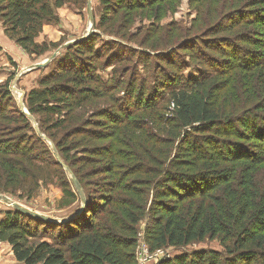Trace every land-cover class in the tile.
<instances>
[{
	"label": "trees",
	"instance_id": "trees-1",
	"mask_svg": "<svg viewBox=\"0 0 264 264\" xmlns=\"http://www.w3.org/2000/svg\"><path fill=\"white\" fill-rule=\"evenodd\" d=\"M71 1L0 0V18L22 49L40 56L45 52L36 38L42 26L59 22L56 11ZM178 3L102 0L98 26L106 28L116 17L119 41L103 45L98 58L96 42L102 37L94 33L56 59L54 73L25 96L40 133L14 102L10 82L0 87V154L16 147V155L45 163L34 156L49 144L45 135L81 190L73 193L65 181L62 186L73 202L85 203L82 214L80 208L61 223L8 211L0 220V243L11 247L17 262L137 264L138 226L149 216L151 251L207 239H218L225 248V255L204 250L159 264H264V0H191L197 12L191 28L173 22L162 36L154 26L139 35L130 31L144 10L162 20ZM124 39L148 53L127 52ZM102 59L105 66H129L104 84L89 62ZM158 63L171 73L154 71ZM139 65L145 78L133 74ZM193 66L203 68L199 77L185 78ZM123 87L126 96L120 100H127L120 105L115 93ZM102 97L119 111L96 102ZM90 105L97 108L93 123L77 114ZM105 120L111 123L109 133L98 128ZM93 139L110 142L83 146ZM92 164L94 175L82 170ZM5 165L8 159L2 160ZM33 174L30 178L37 179ZM96 176L108 180L98 184L104 191L100 199L90 193L88 179Z\"/></svg>",
	"mask_w": 264,
	"mask_h": 264
},
{
	"label": "rangeland",
	"instance_id": "rangeland-1",
	"mask_svg": "<svg viewBox=\"0 0 264 264\" xmlns=\"http://www.w3.org/2000/svg\"><path fill=\"white\" fill-rule=\"evenodd\" d=\"M91 1H92L93 20L90 19V14L88 12V0H73L67 3L63 8L56 11L59 17V22L45 23L42 26L41 33L36 38V43H38L41 46L42 50L45 52L40 56L30 55L24 49H22L21 46L14 39H12L9 34L6 33L2 20L0 18V46L2 47V51L0 52V87L5 86V84L9 82L11 87L16 77L23 70H28L30 67L38 63H43L57 51H59V55L56 57V59L59 60L60 58H63L66 54V48H67L65 47V45L73 42L76 43L78 40H81L85 36H88L90 34V31H93V33H91L87 38H89L94 33L99 34L102 37L101 41L96 42L97 50L103 47V45H106V47H110L113 45L114 41L118 42L119 39L117 38L116 35H114L116 34L114 32H116L117 30L115 25L116 17H113V20H111V22L108 23L106 28L104 27L100 28L98 24L101 21V17H102L101 15L103 8L102 0H91ZM144 11L145 12L142 13L144 15L139 17L138 21L131 26V30L129 29L133 33L138 32L137 35H139V33H141L143 30H148L149 27L154 26L156 30L159 29L158 30L159 34H161L162 36L164 35L167 29H168L167 31H170L172 29V28L170 29L169 27L172 26L173 22L181 23L183 26L187 28H191L193 26L194 20L197 18V12L195 7H192L191 0H180V3L177 4L175 10H173V8L170 7V9L167 10L169 13L165 15L162 20H159L154 16L148 15L147 13L151 12L150 9H146ZM158 24L160 25L161 28L158 27ZM155 29L151 30V32L155 31ZM106 30L107 33L105 34L104 31ZM143 34H141V37L144 36ZM124 44L128 49L127 52H132L131 50L132 48L135 49L136 52H141V51L147 52L145 49L138 47L136 44L128 42L126 39H124ZM223 48H228V47L224 45ZM167 53L168 52L166 51L162 52V54H167ZM97 54H98V58L101 57L103 58V55H100L103 54V51H101L100 53H96V55ZM56 59H54L50 64H48L46 68H39L26 72L22 74L18 79L16 83V88L19 91L25 92L24 103L26 109H27V105H26L25 96L28 93H30L32 90L39 89L40 81L44 77L50 76L52 73H54L56 69L55 68L57 62ZM89 62L90 63L94 62L96 64L95 65L97 66V68L95 69L96 76L104 84H109L113 80H117L118 76L116 77V70H121L123 65L124 66L128 65V64H122L121 66L119 65L112 66L110 63L105 66V64L104 65L102 64V62H104L103 59L100 62L97 61L96 62L89 61ZM92 66H94V64ZM143 68H144L143 65H139L138 71L133 72V74L134 75L140 74V76L145 78V73ZM160 68H163L164 72L171 73V71L168 70L167 66L159 63L154 64V71L159 70ZM202 69H203L202 67H194V66L190 67L184 73V76L187 79H195L199 77L200 71H202ZM163 71L161 69L160 74H162ZM156 76L157 75L154 73L152 79L153 81L156 80ZM152 80H150V83H152ZM149 86L152 85L149 84ZM157 86L159 87V85ZM125 88L126 87L120 88L115 93V96H117L116 101L121 103L120 105H125V102L127 100V98L124 99L125 102L120 100V98H124L126 96L124 93ZM126 91H130V88H127ZM19 95L20 93H16L12 91V98L14 99V102L18 105H19ZM117 99L120 101H118ZM96 102H100L99 104L107 103L108 110L112 109L115 110V112L119 111V109L114 108L115 105H112L111 101L109 100V97H102L99 101ZM95 108L96 106L94 107L90 105L84 113L82 112L77 113L78 117L81 120H88L89 122H92L90 120H97L95 119V117L97 116L95 115L96 114L94 111ZM61 111L64 110L63 109L60 110V113L63 114L64 112ZM119 114L121 113L119 112ZM110 124L111 123L109 122V120L108 121L105 120L104 123H102L103 126L101 125V127L98 128L101 129V131L103 130L104 132L107 133L109 130H107L106 128L110 126ZM34 126L36 128V124H34ZM37 127H38V123H37ZM41 136L43 138V134ZM47 142L49 144L45 148L37 149L34 151V156L40 157L43 161H45V163L43 162L31 163L30 159L28 160L22 155H16L19 153L16 152L17 150L16 147L13 150H10V152H8L7 155L0 154V159H1L0 160V195L10 198L14 202L21 204L24 207L34 212L40 213L42 215L48 216L50 218L59 221H63V219H65L66 217L73 216L76 210L81 208V210L83 211V207L85 203H84V199L78 201L76 200L75 202H73L74 199L68 196L69 194H67L61 182L63 181L67 182L71 186L72 192L75 194H77L76 192L79 189L75 186L70 174L66 171V169L63 167L61 168L55 164V161L51 153L52 150V152L55 154L54 149L52 148V145L54 146V144L49 139ZM109 142L110 141H100L97 139H93L92 141H90L88 145L85 144L83 146L95 148L96 146H105ZM22 148L23 147L21 146L20 150H28V148H23V149ZM78 152H82V151H78ZM82 155L83 154H81L80 157ZM89 156H92V154ZM97 158H98L96 159L97 162L100 161L103 162V160L100 157ZM4 159H8V166L5 165L2 167V160ZM34 163H40V164H34ZM8 167L9 170H11L12 167V171H9V174L6 173L8 171ZM77 170H81V169L78 168ZM82 170H85L84 172L87 173L90 172L91 175H94L95 172L94 170H97V167L92 164L87 167H84ZM11 172H14V174H10ZM33 173H36L37 176L36 177L37 179L35 180L30 178V175L32 176L34 175ZM88 180H90L91 184H93L90 185L93 188L92 192L90 193L97 195L98 197L96 196L95 197L96 199L102 198V195L100 194H104V191L103 189H98V184L101 182H107L108 181L107 177L96 176V177H91ZM12 209H14L12 206H9L8 204L0 200V220L4 217V215L8 211ZM150 220L151 219L148 216L147 218L143 219L138 226V236H137L138 246L136 249L137 264H159L160 261L164 260V259H159L155 263L154 261H152L153 259H155L153 258L152 260L147 259L146 261L144 257H140V254L138 253L139 246L140 247L145 246L148 249L149 254L152 255H154L157 251L159 252L163 251L164 256H166L165 259L175 258L177 256H181L184 254H192L194 252H200L204 250L205 251L212 250L217 253H221L225 255V248L218 239L216 240L207 239L204 242L193 243L191 245L181 248L167 247L161 250L151 251L149 245L146 243V231L150 224ZM3 245H5V247L4 246L2 247L0 245V264H21L15 260L11 247L6 243H4Z\"/></svg>",
	"mask_w": 264,
	"mask_h": 264
},
{
	"label": "water",
	"instance_id": "water-1",
	"mask_svg": "<svg viewBox=\"0 0 264 264\" xmlns=\"http://www.w3.org/2000/svg\"><path fill=\"white\" fill-rule=\"evenodd\" d=\"M88 12L90 14V19L93 20V14H92V1L91 0H88ZM93 33V31H90V34ZM89 34V35H90ZM88 35V36H89ZM88 36H85L83 39L81 40H84L86 39ZM79 41V40H78ZM74 43V42H73ZM73 43H69V44H66L65 47H68L70 44H73ZM59 55V51H57L56 53H54L49 59H47L46 61H44L43 63H38L32 67H30L28 70H23L15 79L14 83L11 85V89L13 92H16V93H20L19 95V105H20V109L22 111H24L25 114H27L30 118V120L36 124V129L37 131L40 133L38 127H37V123H36V120L34 119L33 116H31L29 114V112L27 111L26 107H25V103H24V95H25V92H22V91H19L17 88H16V83L18 81V79L20 78V76L26 72H29V71H32V70H35V69H39V68H46V66L48 64H50L54 59H56V57ZM43 138L48 141V138H46L44 135H43ZM52 148L54 149V152L58 158V160L60 161V156L56 150V148L52 145ZM61 165L66 169V171L70 174L75 186L81 190V187L79 185V182L77 180V178L75 177V175L73 174V172L70 170V168L68 166H66L63 162H61ZM0 200L5 202L6 204H8L9 206H12L13 208L17 209V210H20L21 212L23 213H26L27 215H30L32 217H35L37 219H41V220H44V221H48V222H58V223H61L62 221H59V220H56V219H53V218H50L48 216H45V215H42L40 213H37V212H34L26 207H24L23 205L21 204H18L16 202H14L13 200H11L10 198L6 197V196H3V195H0ZM83 211L80 210L78 212V215L82 214Z\"/></svg>",
	"mask_w": 264,
	"mask_h": 264
},
{
	"label": "built area",
	"instance_id": "built-area-1",
	"mask_svg": "<svg viewBox=\"0 0 264 264\" xmlns=\"http://www.w3.org/2000/svg\"><path fill=\"white\" fill-rule=\"evenodd\" d=\"M138 248H139L138 249V253L140 254V257H144V259L146 261H147V259L152 260L153 258H155L152 261H154L156 263L159 259H165L166 258V256H164V252L163 251H160V252L157 251L154 255H152V254H149V251H148V249L145 246L144 247H140L139 246Z\"/></svg>",
	"mask_w": 264,
	"mask_h": 264
},
{
	"label": "bare ground",
	"instance_id": "bare-ground-1",
	"mask_svg": "<svg viewBox=\"0 0 264 264\" xmlns=\"http://www.w3.org/2000/svg\"><path fill=\"white\" fill-rule=\"evenodd\" d=\"M72 219V217H69L68 219H65L64 221H70Z\"/></svg>",
	"mask_w": 264,
	"mask_h": 264
},
{
	"label": "crops",
	"instance_id": "crops-1",
	"mask_svg": "<svg viewBox=\"0 0 264 264\" xmlns=\"http://www.w3.org/2000/svg\"><path fill=\"white\" fill-rule=\"evenodd\" d=\"M3 244H4V243H0V245H1L2 247H3V246L5 247V245H3Z\"/></svg>",
	"mask_w": 264,
	"mask_h": 264
}]
</instances>
